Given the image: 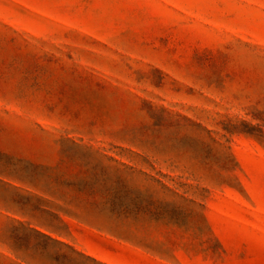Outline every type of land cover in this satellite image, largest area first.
I'll use <instances>...</instances> for the list:
<instances>
[{
    "label": "rangeland",
    "instance_id": "374dc122",
    "mask_svg": "<svg viewBox=\"0 0 264 264\" xmlns=\"http://www.w3.org/2000/svg\"><path fill=\"white\" fill-rule=\"evenodd\" d=\"M0 264H264V0H0Z\"/></svg>",
    "mask_w": 264,
    "mask_h": 264
}]
</instances>
